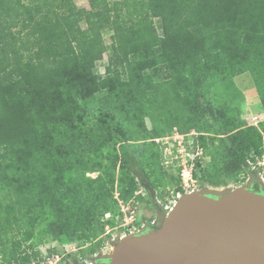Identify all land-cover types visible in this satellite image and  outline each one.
<instances>
[{
    "label": "trees",
    "instance_id": "1",
    "mask_svg": "<svg viewBox=\"0 0 264 264\" xmlns=\"http://www.w3.org/2000/svg\"><path fill=\"white\" fill-rule=\"evenodd\" d=\"M89 2L0 0V264H45L36 245L62 236L95 254L122 203L162 185L155 139L174 128L200 133L204 184L244 182L264 155V121L232 102L249 72L264 107V0Z\"/></svg>",
    "mask_w": 264,
    "mask_h": 264
},
{
    "label": "water",
    "instance_id": "2",
    "mask_svg": "<svg viewBox=\"0 0 264 264\" xmlns=\"http://www.w3.org/2000/svg\"><path fill=\"white\" fill-rule=\"evenodd\" d=\"M255 183L182 195L159 228L123 236L97 264H264V192Z\"/></svg>",
    "mask_w": 264,
    "mask_h": 264
},
{
    "label": "rangeland",
    "instance_id": "3",
    "mask_svg": "<svg viewBox=\"0 0 264 264\" xmlns=\"http://www.w3.org/2000/svg\"><path fill=\"white\" fill-rule=\"evenodd\" d=\"M79 6L90 7L89 0H75ZM111 3L118 0H109ZM155 24L157 28L161 29V22L159 18H155ZM85 26V24H84ZM104 39L108 45L112 43V31L105 30ZM110 56V50L104 54L103 59L98 62L99 70L102 74L105 73V66L108 64ZM235 94H232V102L239 107V112L241 117L246 121L247 124L259 126L262 121H264V107L261 102L259 93L257 91L255 82L252 75L249 72L241 74L235 78ZM224 92V93H223ZM228 94L227 89H221L213 91L212 95L220 96L225 98V95ZM227 96V95H226ZM216 101L218 99H215ZM147 124L149 127H152V121L148 117ZM177 128H174L167 136L168 138L159 137L156 140L160 144V147L163 152L164 165L165 169L168 171L166 177L163 178V183L154 191V194L151 193L145 187L137 192V197L132 202L133 209L135 210V218L138 224L137 227L141 226L144 223H149V221L156 220L162 221L167 217L168 213L175 206L178 201V192H174V189L177 186V182H174V179L178 177L180 173L181 182L184 191L193 192L197 190H207L214 193H228L240 186L249 185L255 178L260 182L261 186L264 187V165L261 162L264 161L263 156H254L251 155L249 160V165L246 167L247 171H242L239 176L241 178L246 177L244 182L230 181L226 184L220 186H213L209 184H204L202 181L194 177L195 182L191 183L190 186L186 189L182 172L185 169V164L187 160H190V165L193 163L191 158L193 156V146L190 147V142H198V137L200 133L196 130H191L188 133H184V137L176 136ZM170 137V138H169ZM182 142V143H181ZM186 147V151H184ZM187 147L190 149H187ZM211 158L208 155H203L199 159L200 162L205 161V164H210ZM228 166H230L228 164ZM180 168V171H179ZM88 175L97 177L98 172L88 173ZM159 192V193H158ZM162 193V194H161ZM108 226V225H107ZM125 221L122 224L119 222L116 225H109V232L106 231L104 234L105 242L104 244L97 249L95 254H90L88 248L92 246L91 243H88L84 246H79L77 243L69 242L65 236H62L58 240L49 239L46 243L36 245L42 252L43 261L45 264H50V261H53L54 264H59L61 261L63 264H78L71 258V255L74 254L80 260L79 264H97L99 262L98 258L105 256L110 258L114 253V248L120 242L123 236L130 234V230L127 229ZM98 240V239H97ZM96 242V241H95ZM53 249L54 251H50ZM84 253L86 256H84ZM98 255V256H97ZM2 257V251L0 247V258Z\"/></svg>",
    "mask_w": 264,
    "mask_h": 264
},
{
    "label": "built area",
    "instance_id": "4",
    "mask_svg": "<svg viewBox=\"0 0 264 264\" xmlns=\"http://www.w3.org/2000/svg\"><path fill=\"white\" fill-rule=\"evenodd\" d=\"M184 135H185L184 133H181L179 131L176 132V136L184 137ZM164 138L166 139V138H168V136L164 137ZM190 143L191 144L189 146L190 147L193 146V150H194L193 156L191 158V161H193V163L190 165V160H187L188 162H187V164H185V166H184L185 169H183V172H182V176H183V180H184V184H185L184 187H186V189L190 186L191 183L195 182L193 171L195 169L197 161H199V159L202 158L203 155L205 154V150H204L203 146L200 145V143H198L196 141L195 142L191 141ZM190 147L189 148L187 147V149H190ZM184 151H186V147H184ZM261 164L264 165V161L261 162ZM187 193H190V192H186L185 194H187ZM177 194H178L179 198L183 195L182 191H179ZM122 210L124 212L123 222L125 221V225L129 226V227H127L128 230L137 228L136 230H130L129 231L130 233L140 232V231L144 230L148 225H153L156 222V220H152L150 223L146 222V223L142 224L141 226L137 227V224L135 223L136 218H135V214H134L135 210L133 209V206L131 204L122 203ZM109 216H110V214H107V217H109ZM106 228H107V232H109V225ZM34 264H37V263H34ZM50 264H54L53 261H50Z\"/></svg>",
    "mask_w": 264,
    "mask_h": 264
},
{
    "label": "flooded vegetation",
    "instance_id": "5",
    "mask_svg": "<svg viewBox=\"0 0 264 264\" xmlns=\"http://www.w3.org/2000/svg\"><path fill=\"white\" fill-rule=\"evenodd\" d=\"M254 189L257 190V191H263L264 192V188H262V186L258 183H255L254 184ZM162 224V221H156L155 224L153 225H148L145 229H157L161 226ZM144 229V230H145ZM108 258L105 257V256H101V258H98L99 261H102V260H107Z\"/></svg>",
    "mask_w": 264,
    "mask_h": 264
},
{
    "label": "bare ground",
    "instance_id": "6",
    "mask_svg": "<svg viewBox=\"0 0 264 264\" xmlns=\"http://www.w3.org/2000/svg\"><path fill=\"white\" fill-rule=\"evenodd\" d=\"M116 248H117V246H115V248H114V253H115V251H116ZM114 253H113V254H114Z\"/></svg>",
    "mask_w": 264,
    "mask_h": 264
}]
</instances>
